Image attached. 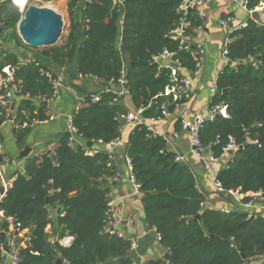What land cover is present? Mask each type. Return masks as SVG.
Returning <instances> with one entry per match:
<instances>
[{
	"label": "trees",
	"instance_id": "1",
	"mask_svg": "<svg viewBox=\"0 0 264 264\" xmlns=\"http://www.w3.org/2000/svg\"><path fill=\"white\" fill-rule=\"evenodd\" d=\"M119 1L121 6L114 5L113 0H92L81 9L78 25L73 24L77 22L72 9L80 0H69L71 24L65 43L42 51L28 50L46 68L47 61L65 67L73 60L77 74L94 77L105 87L124 72L134 110H143L144 119L161 118L160 107L165 102L161 94L175 83L168 69H157L153 58L168 51L185 74L196 70L195 47L190 45L187 51L178 41L166 37L181 18L178 7L182 0ZM263 3L248 0L247 9L254 11ZM120 15L124 17L122 33ZM20 18L18 8L10 0H2L0 36L9 32L19 37L16 28ZM188 21L191 27L187 33L192 40L201 26L194 8ZM227 38V59L232 66L226 65L219 73L218 92L211 101V107L226 109V117L215 114L212 121H207L200 130V140L218 160L227 154L225 149L231 142L237 145L216 178L225 191H237L241 202H264V24L248 18L243 28ZM20 60L16 53L1 50L0 70L15 67ZM14 77L20 81L17 96L22 99L12 130L21 148L29 128L19 126L47 118L46 109L35 99L49 97L52 91L36 67L20 66ZM225 89L228 92L223 93ZM174 108L169 105L167 110ZM127 112L123 105L112 103L109 95L103 94L100 102L93 103L88 94L73 114V123L85 143H109L119 138V115ZM180 125L177 121L176 129ZM55 139L53 150L25 159L26 177L17 171V178L0 201L4 216L29 232L19 264H56L57 258L62 264H133L129 240L104 232L109 221L106 181L116 174L113 166L107 167L106 153L90 155L81 146L72 149L67 133ZM125 155L139 185L145 222L166 250V264L264 260V218L260 214L248 217L243 210L224 213L206 208L194 173L185 163L176 161L166 139L137 124ZM54 211H59L55 221ZM48 226L51 232L46 231ZM3 227L7 229V223ZM66 237L73 241L62 246L59 241Z\"/></svg>",
	"mask_w": 264,
	"mask_h": 264
},
{
	"label": "crops",
	"instance_id": "2",
	"mask_svg": "<svg viewBox=\"0 0 264 264\" xmlns=\"http://www.w3.org/2000/svg\"><path fill=\"white\" fill-rule=\"evenodd\" d=\"M66 1V0H65ZM233 8V10H232ZM197 16L201 19V26L195 31L191 38L194 44H200L203 48L201 57L202 66L197 74H186L190 80L188 97L185 102L169 112L167 117L154 123L157 133H162L167 138L169 150L176 155L184 156V161L196 177V184L199 192L205 197V207L216 210H243L242 205H238L234 197L228 194H219L215 190L212 177L217 174L220 168L225 167L230 154H226L221 160L214 163L200 161L190 153V141L187 131L180 125L177 129L175 123L191 118L193 115L204 112L211 99L210 86L216 81L219 73L227 65L221 56L224 39L228 36L227 28L220 25V20L225 12L232 18L229 27L246 23L250 15L239 10L232 5L229 0H203L202 5L194 8ZM259 22L264 24V14H259ZM228 27V28H229ZM40 60V59H39ZM48 70L57 72L64 71L66 81L76 90L77 95L87 96L97 92L103 86L95 81L79 80L75 72L73 60L65 67L55 66L53 63L46 62ZM44 67V66H43ZM21 97L14 98V113L20 105ZM119 105H123L127 111H134L130 97L120 100ZM76 105L75 95L68 92L61 94L50 104L45 105V114H56L57 118L44 124L28 127L29 132L25 138L23 147H18L13 135L12 123L5 122L0 127V153L3 157L0 163L1 176L5 179L11 178L17 171L23 172L25 159H20L19 155L24 147L31 149L29 156L40 155L43 152L53 150L56 144V137L66 133V116L74 112ZM134 125L121 122L118 145L114 150L113 168L116 171L115 180L106 181V192L109 201H113L112 214L119 221L115 226V231L119 237L125 239H135L138 242L137 251L131 253L133 264L142 262L150 264L158 260H163L164 248L157 240L154 229L149 228L144 219L141 196L134 194L131 183L127 181L129 167L126 162V147ZM27 129V128H26ZM1 200V195H0ZM257 212L264 215V202L258 201ZM57 218V211L52 212V219ZM47 232L52 231V227L46 228ZM73 238L66 237L60 240L62 246H69ZM0 264H7L5 258H0ZM246 264H264L261 258H255Z\"/></svg>",
	"mask_w": 264,
	"mask_h": 264
},
{
	"label": "built area",
	"instance_id": "3",
	"mask_svg": "<svg viewBox=\"0 0 264 264\" xmlns=\"http://www.w3.org/2000/svg\"><path fill=\"white\" fill-rule=\"evenodd\" d=\"M22 14L25 12L29 4L33 2H44L45 0H10ZM92 0H80L82 3L81 9H85L86 4H89ZM2 0H0V3ZM203 0H182L178 7V12L181 15V18L175 26L170 29L166 35L167 38L176 40L180 43L183 49L189 51V46L193 45L194 55L196 59V70L193 74H197L199 69L202 66L201 57L203 55V48L200 44H194L192 40H190L187 31L190 30V22L188 21L189 11L192 8H196L202 5ZM229 2L236 6L239 10L246 12L248 15H251L252 11L247 9L248 0H229ZM114 5L121 6V1L113 0ZM33 5V4H32ZM42 7V6H41ZM264 7V3L260 6V8ZM258 8V9H260ZM233 10V8H232ZM230 12H225L226 17L220 20V25L224 28L229 29L228 34L240 30L243 28L246 23H241L236 26H230L229 24L232 22V18L227 14ZM250 18V16H249ZM86 24L88 21L86 20ZM119 32L122 33L124 26V17L120 15L118 20ZM3 24L0 23V28L2 29ZM229 27V28H228ZM87 29V26H86ZM228 43L229 39L226 37L223 41L221 56L224 58L226 62H228L227 54H228ZM0 51L2 50V44H0ZM119 47V45H118ZM153 62L157 64V69L166 68L170 71V76L172 81L175 83L173 87L166 88L164 92L161 94L162 97L165 98V102L160 107L161 110V118L155 119H144L142 117L143 110H134L128 111L125 114L119 115V121L124 123L133 124L134 126L137 124L144 125L148 131H150L153 135H158L167 140L164 134L157 133L154 129V123L164 119L168 115L167 107L169 105H174L178 107L182 105L188 97V88L190 85V80L187 75L180 69L178 63L173 60V54L168 51H163L159 56L153 58ZM20 66H33L38 68L39 74L46 79L49 86L51 87V95L49 97H41L35 99L37 103H46V105L52 103L61 92H68L76 97V105L74 108V112L68 116H66V133L68 134V145L74 149L76 146H81L85 148L86 152L90 155H95L100 151H103L107 155V167L113 166V157L114 150L118 145V139L113 140L109 143H104L102 141H97L95 144L90 147L86 146L85 141L81 140L77 134V129L73 123V114L77 112L81 104L85 101V96L77 95L75 88L72 85H69L66 81V76L63 70L53 72L51 70L43 67L40 62L33 58L32 56L25 57L21 59L15 67H5L0 70V118L3 120V123L9 122L14 124L15 113H14V98L20 93V81H17L14 77L15 71ZM77 78L79 80L85 81H97L94 77L91 76H82L77 74ZM218 92L216 81H214L210 86V102L208 108L204 112L197 113L193 115L191 118L185 119L181 122L182 128L187 131L190 141V153L191 155L203 162L214 163L218 159L214 158L212 153L202 145L200 140V130L202 126L207 121H212L215 114H220L226 117V109L224 107H211V101L214 95ZM106 94L112 97V103L118 104L121 99L129 96V91L127 89V81L125 78V73L122 72L117 81H111L108 86H103L97 92L89 94L90 100L93 103L100 102L102 99V95ZM47 118L43 121L38 119H33L31 121H25L19 128L26 129L28 127H33L38 124L48 123L57 118L56 114H48ZM12 118V120H9ZM237 148V145L232 142L226 147L225 152L233 151ZM176 161L183 162L184 156L176 155ZM126 162L129 167V175L127 181L131 183L133 187L134 194H139V185L135 182L134 177L131 172V167L129 164V159L126 157ZM17 178L16 175L12 176L9 179H5L1 176L0 171V189H3V193L1 195V199L4 197L6 191L11 187L13 181ZM117 178L116 174L112 179L115 180ZM212 182L215 190L219 194H228L234 197L236 203L238 205H242V208L247 211L248 217L256 216L260 213L257 212L258 201H249L246 203L241 202V196H239L237 191H225L222 187V184L217 180L216 175L212 177ZM1 201V200H0ZM262 202V201H261ZM112 206L113 201H108L107 203V211L106 214L109 216V221L106 224V228L104 230L108 235H117L115 231V226L118 224V220L112 214ZM221 212H227L224 210H220ZM262 218L264 215L260 214ZM3 223H7V229L3 227ZM28 230L21 228V225L11 217H5L3 212L0 210V258H5L7 260V264H19L21 261L20 252L22 249L26 247L27 242L29 241ZM157 240L159 242V238L157 236ZM60 242V241H59ZM130 243V251L134 253L137 251L138 242L135 239H129ZM8 248V252L5 251V248ZM165 253L166 250L164 249ZM138 264H143L142 262Z\"/></svg>",
	"mask_w": 264,
	"mask_h": 264
},
{
	"label": "water",
	"instance_id": "4",
	"mask_svg": "<svg viewBox=\"0 0 264 264\" xmlns=\"http://www.w3.org/2000/svg\"><path fill=\"white\" fill-rule=\"evenodd\" d=\"M264 12V7L256 9L251 12L250 19L253 21L259 20V14ZM3 29L0 28V34ZM64 30V24L62 16L48 7H41L35 5H29L25 10L23 17L17 24V33L25 47L32 51H42L54 47L56 43L61 39L62 32ZM244 61H239V64H243ZM227 66H232L230 62H227ZM228 92V89L222 91ZM41 105L45 106L46 103ZM14 108V107H13ZM9 120H12L10 118ZM3 124V120L0 118V127ZM87 147L91 146L90 142L86 143ZM31 149L24 147L23 151L19 155L20 159L28 157ZM233 151H228L231 154ZM54 159L55 157L52 156ZM3 157L0 153V163H2ZM22 176L26 177V173L22 172ZM3 193V189H0V194ZM59 213V211L57 212ZM8 252V248H5ZM244 258V257H243ZM160 264H166L163 260L157 261ZM249 262V261H247ZM60 258L56 259V264H62Z\"/></svg>",
	"mask_w": 264,
	"mask_h": 264
},
{
	"label": "rangeland",
	"instance_id": "5",
	"mask_svg": "<svg viewBox=\"0 0 264 264\" xmlns=\"http://www.w3.org/2000/svg\"><path fill=\"white\" fill-rule=\"evenodd\" d=\"M35 5V6H42V7H48L53 9L55 12L59 13L62 16L63 19V24H64V30L62 32L61 39L56 43L55 46H60L63 45L66 41V38L69 34V27L71 24L70 17H69V11H68V5H69V0H51V1H44V2H33L29 5ZM81 6L82 3H78L75 5L72 9L75 21L77 23L73 24H78L80 21V11H81ZM261 13V11H260ZM24 12L21 14V18L23 17ZM20 18V20H21ZM79 25V24H78ZM79 30V27H77ZM17 29V28H16ZM18 35V33H17ZM0 44H2V50L5 52H13L16 53L21 57V59L25 57L32 56L33 58L37 59L31 52L28 50L27 47H25L19 37L12 36L11 33L7 32L2 37L0 36ZM1 46V45H0ZM32 51V50H31ZM87 81H84L86 83ZM76 90V89H75ZM77 91V90H76Z\"/></svg>",
	"mask_w": 264,
	"mask_h": 264
}]
</instances>
